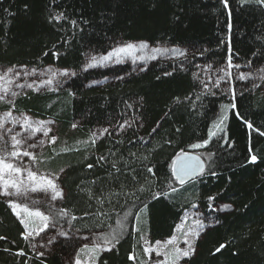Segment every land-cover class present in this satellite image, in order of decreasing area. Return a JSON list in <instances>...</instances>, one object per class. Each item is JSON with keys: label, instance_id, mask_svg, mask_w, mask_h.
Here are the masks:
<instances>
[{"label": "trees", "instance_id": "1", "mask_svg": "<svg viewBox=\"0 0 264 264\" xmlns=\"http://www.w3.org/2000/svg\"><path fill=\"white\" fill-rule=\"evenodd\" d=\"M61 12L67 19L49 22ZM117 40L189 47L194 50L191 64L222 63L231 57L264 65V56L253 55L264 50V6L256 0H227V6L223 0H0V66H53L79 73L88 51L102 52ZM191 64L181 69L178 63L157 60L135 72L118 67L111 71L114 78L99 86L88 81L110 72L80 73L62 93L29 91L15 100L16 112L56 123L57 141L46 147L42 159L46 169L60 177L64 199L58 209L83 217L73 221L74 228L65 223L63 229H79L75 232L102 245L104 235L123 232L112 251L97 253L94 264H139L140 236L152 242L171 237L192 204L213 223L197 239L187 264H264V136L256 131L264 132V90L237 88L234 101L216 92L202 101L193 95V107L187 97L202 89ZM233 102L235 109L230 107ZM225 104L223 132L199 149L203 155L192 151L205 162L203 177L186 191L152 201L136 222L140 232H131V217L125 220L124 213L132 200H150L151 192L166 190L172 159L209 139L213 118ZM125 121L131 127L117 134L118 122ZM100 127L112 134L105 133L92 145V131ZM250 154L258 156L256 163L247 162ZM101 156L106 163L97 162ZM151 165L154 178L145 171ZM209 165L217 175L208 174ZM225 205L229 207L221 210ZM24 230L0 197V236L6 238L0 240V264H66L78 243L61 240L37 257L31 242L22 237ZM20 250L26 256L15 254ZM130 253L135 261L128 259Z\"/></svg>", "mask_w": 264, "mask_h": 264}, {"label": "snow or ice", "instance_id": "2", "mask_svg": "<svg viewBox=\"0 0 264 264\" xmlns=\"http://www.w3.org/2000/svg\"><path fill=\"white\" fill-rule=\"evenodd\" d=\"M256 2L264 6V0H256ZM223 3L225 6H227V0H223ZM7 11V10H5ZM11 15V13H9ZM62 19H67L65 17L64 13L61 12L58 15H54L50 18L49 22L55 21L59 23ZM76 21L72 20L71 24L73 26H76ZM86 23V22H85ZM149 48V45L147 42H141L140 44H133L128 43L120 47H116L109 51L105 55L101 56H92L91 62L87 64V67L85 68V71L88 69L97 67V66H105L106 64L110 62L115 63H121L122 62V56L125 53H143L145 50ZM160 57H175L177 59L184 57L186 58V50H180L177 48H161L156 47L152 48L148 56L139 55V56H133V62H143L145 60H156L158 59V55ZM47 55V53H45ZM253 55H260L264 56V50H258L257 52H254ZM177 65L173 66V69L175 70V67ZM181 69L184 68L183 62H181L178 65ZM249 67L252 66V61H249L248 64ZM196 67H200L197 65ZM237 68L239 69L241 66L239 64L233 65L231 61V57H229L228 60V68ZM211 68V65L205 66L203 71L205 74L208 73L209 69ZM141 71L144 69L141 68ZM216 73H223L222 75H216L215 81L213 82V75L207 76V82L204 80H200V83L203 85V88L200 92V94H190L187 99L192 101L193 107H195V100H201L208 96V95H216L215 92H212L209 88V84H212L214 88L219 89L220 84L222 81L229 82L232 77L231 71H226L223 68L217 67L215 70ZM75 73H69L68 70H63L60 72H54L51 70V68L45 69L43 71L37 72L35 68L28 70L26 66H21V70H16V66L8 67L5 69H0V103H7L12 108H15V99L23 92L25 95H27L26 90H33L35 92H41L42 90H48V91H59L64 88L65 84L67 83V79H64L69 76H75ZM165 76L172 75V72H165ZM197 75V74H193ZM253 73H243L241 72L239 76L237 77L241 81L248 80ZM29 77H38L37 79H33L31 82H28ZM159 79V77H158ZM23 81V82H21ZM54 85V88H53ZM254 87H259V85H253ZM231 93L233 101L235 100V89L229 88L227 92H224L225 95ZM72 93H70L71 95ZM193 95L195 96V100L192 99ZM131 107V105H129ZM231 108L235 109L236 104L233 102L230 105ZM13 116L12 111L5 112L3 116V122H0V150H3L7 153L8 156L12 158L14 161H18L19 163H13V162H6V159L3 157H0V196H3L5 198L7 197H23L26 195V189H24L23 186V180L19 179V177L26 173V178L30 182L31 185V191L32 192H44V193H50V201H57L64 199V193L63 190L58 183L60 177L59 176H53L52 178H48L45 176H38L37 171L33 170L35 168V164L37 162V157L33 152H30L29 149H36L39 146H42L44 141L40 140L39 142L34 141V137L37 133H42L43 137H48L49 134L52 132V129L50 127H47L49 124H53L54 121H45V120H31L30 117L21 114L19 119H11ZM226 118V117H225ZM7 123H10L11 126L7 127L5 126ZM119 129L117 130V134H119L120 131H122L125 126L131 127V124H129L128 121H125L124 123H119ZM223 124V120L220 121V123L215 125L216 131H209L208 136L209 139H205L202 142L192 144L190 147L194 149H199L206 147L210 143V139L212 137L217 136L219 132H223V127L221 125ZM245 124L249 129L253 128V125L245 121ZM19 125V130L16 129V126ZM77 125L73 124L72 127L75 128ZM179 131V129H177ZM256 131L259 132V135L264 136V132H260L259 129H256ZM153 133L156 132V129L154 128L152 130ZM105 133L111 135L112 133L109 132L108 127H104L99 131V135L103 136ZM97 136L96 132L92 133L91 143L92 145H95L96 140L95 137ZM5 137H10L11 140V151L9 152V144L8 141L5 139ZM141 141H143V137L139 138ZM57 141V137L55 135L51 136L50 143L55 144ZM135 143V141H133ZM144 143H148L145 141ZM170 143V141L168 142ZM249 152H252V149H249ZM135 155V154H133ZM24 157H28L29 161H24ZM145 159H147L145 157ZM209 161H212V156L210 155L208 157ZM107 162V158L104 156H101L98 158L97 162ZM258 161V156L255 154H250L248 163H256ZM29 162H31V167L29 166ZM214 162V161H213ZM87 167L91 169L93 167L92 164H88ZM171 170V177L168 180L167 188L164 191H155L151 192L150 200H140L139 197H136L134 200H132V203L128 210L124 213L125 220H128L129 217H131V232H140V229L137 227L136 222L139 220V215L142 211H145L148 209L150 203L152 201L159 200L161 198L170 197L172 194H175L177 192H180L182 190H187L186 186L190 184H195L198 180H200L203 175L205 174L206 167L205 162L201 160L199 156H193L188 154L186 151H181L180 154L176 155L174 159H172L170 165ZM112 168L115 169L116 173H120L121 169L117 167L116 163L112 164ZM133 172H135V169H132ZM146 173L149 174L151 177H155L154 172V165L146 166L145 169ZM63 172V169L61 170ZM208 174L210 175H217V173L212 170L211 165L208 166L207 169ZM111 175V173H109ZM133 179L135 180L136 177L133 176ZM146 181L151 183V181L148 179V175L145 176ZM38 185V186H36ZM178 185V186H177ZM13 190V191H10ZM145 189L142 187L140 189L141 192H143ZM135 196V193L132 194ZM208 199L214 200L215 197H208ZM32 204H38L40 203L39 200H32ZM6 203L8 206L13 210L14 214L19 216V213L16 212V209L22 208L25 213H27L28 216H35L38 217L41 222V227H39V230H27L28 229V223L26 220L21 219L20 222L24 225L26 231L22 233V237L25 241L31 242V239H35V236H39L41 232H45V230L49 229V222L51 219V227L53 229L59 227L61 230L57 233L58 236L61 237H68L69 233L66 230H63V225L67 223L69 228H74L73 221H76L77 219H82L83 217H77L76 215H69V211L66 208H59L55 209V206H49L48 211L49 215H45L44 212L40 210L32 211L30 210L26 205H22L20 203H16L13 200H6ZM191 207L197 208L198 205L192 204ZM228 205L223 206L221 210H224L228 208ZM90 215L89 213H84V216ZM194 224L198 227H203V221L200 219H196L194 221ZM179 227V226H178ZM121 228L123 229V224L121 225ZM127 230V229H124ZM76 232H79V229L75 230ZM35 233V236H34ZM95 235V234H93ZM123 235V232H116L113 231L112 233H109L108 235L103 236V241L105 247H101L99 243H95L93 245L94 248H99L102 251H112L116 245L120 242V237ZM198 235V232L194 228H189L187 230L182 231V242L185 244L184 248H180L178 246V237L176 235H173L171 238H169L166 241H156L154 245H149V242L143 235L140 236V240H142L144 243L142 245L143 253L148 257V261L146 264H179V262L184 258H190L194 252L195 248L193 247V244L191 242V237ZM85 240H88V237H82ZM6 239L3 236H0V240ZM55 237H52L47 240V244H52L54 242ZM47 244H32V249L34 252H36L37 257H42L45 255V252L38 251L39 248H46ZM172 245L173 248L171 252H169L168 246ZM224 245H221L220 248L216 249V252H220L221 248H223ZM88 248V244L83 245V248L80 250ZM7 251V249H5ZM153 253L155 254L153 256ZM18 256H26V253L23 250L18 251L15 253ZM163 256V260L156 259L157 257ZM128 259L130 261H135L137 257L130 253L128 256ZM75 264H82L81 259L79 258V252L77 253V258L75 259ZM93 264H94V258H93ZM185 264H187V261L185 260Z\"/></svg>", "mask_w": 264, "mask_h": 264}, {"label": "rangeland", "instance_id": "3", "mask_svg": "<svg viewBox=\"0 0 264 264\" xmlns=\"http://www.w3.org/2000/svg\"><path fill=\"white\" fill-rule=\"evenodd\" d=\"M141 42L142 41H139V42H136V41L135 42L134 41L128 42V41H122V40L118 41L117 40V41L113 42L109 47H107V49H105L102 52L101 51H93V50L92 51H88L85 54L84 62H83V65H82L81 69L79 70V73H76V72H74V71H72L70 69H66V70H68L69 73H75L76 74L75 76L79 75L80 73L81 74L82 73L83 74L88 73V75H92V74H100V73L110 72V74H108L107 76L98 75V76H95V77H91V79L88 81L89 82L88 84H90V85L99 86V85L105 84V83L109 82L111 79H113L114 78L113 77L114 73H111V71L116 69V68H118V67L120 69L125 68L128 71L135 72V71H139L141 68H144L149 63L157 61V60L174 62V63H178V64L183 62L184 66H188V64H191V62H192V59H190V58L192 57V52L194 50L190 49L189 47H185V46H171V45L162 44V43H158V44H149L148 43L149 48L147 50H145L143 53H125V54H123L121 63L110 62V63L106 64L105 66H97V67H94V68H91V69H88L87 71H85V68L87 67V64L91 62V57L92 56L105 55L109 51H111L112 49H114L116 47H120V46H123V45L128 44V43H133V44H137L138 45ZM156 47H161V48H173L174 47V48H177V49H180V50H186V58L181 57V58L177 59V58L171 57V56H169V57H160L157 54L158 55V59H156V60L148 59V60H145L143 62H139V61L136 62V63L133 62V56L134 55L135 56H139V55L142 54L144 56H148L150 51H151V49L152 48H156ZM228 60H229V57L225 60V62H222V63H217V62H212V63L198 62V63H195V62H193L189 66V68L191 69L192 73L197 74V75H195V77H196L195 79L197 80V82H198L199 86L201 87V89L203 88V85L200 83V80H204L205 82H207V76L208 75H213L215 73V75H213V82H214L216 75H222L223 74V73H216L215 72L217 67L223 68L226 71H231V73H232L231 80L229 82H227V83L222 81L221 84H220V88L219 89L214 88L212 86V84H209V88L211 90H213L214 92H216L217 94H219V95H221V94L225 95L224 92H227L230 87L234 88L235 92H236L237 88H239V89L247 88V87L257 88V87L253 86L254 84L255 85H259V87H261L264 90V65H252L251 67H249L248 63H240V62H237V61H234L233 59H231L233 65L239 64L241 67L239 69L234 68V67L229 69L228 68ZM197 65H199L200 67L199 68L196 67ZM208 65H211V68L209 69L208 73L205 74L203 69H204L205 66H208ZM8 67H11V66H0V69H5L6 70ZM26 68L28 70H31V69L35 68L37 70V72L43 71V70L48 69V68H51V70L54 71V72H60V71L65 70L63 68H58V67H53V66L26 67ZM16 70H21V66H16ZM241 72H243V73L251 72V73H253V75L248 80L241 81V80H239L237 78ZM75 76H69V77L64 78V79H67V83L65 84L64 88L59 90V91H56V90H53V91L42 90L41 92H46L47 91V92H53V93H59V92L62 93V91L67 89V86H68L69 82ZM33 79H37V81H38V77H29L28 82H31ZM21 82H23V81H21ZM53 88H54V85H53ZM29 91H33V90H31V89L26 90V92H29ZM33 92H35V91H33ZM225 97H227L229 99L230 98L232 99L231 93L225 95ZM225 107H226V104L223 105L222 107H220V109L216 112V114H215V116L213 118L212 124H211L210 131H216L215 125L220 123L221 120H223V124L221 125V127L224 128V119H225V116H226ZM7 111H12V113H13V116L10 118V120L11 119H19L21 114H24V115L30 117L31 120L53 121V119H51V118L42 119V118H37V117L33 116L30 113L16 112L14 110V108H12L11 106L9 107V105L7 103H0V122H3V116H4L5 112H7ZM5 126L10 127L11 124L7 123ZM47 127H50L52 129V132L49 134L48 137H43L42 133H37L36 136L33 138L34 141H36V142H39L40 140H43L44 141L43 145L39 146L36 149H29V151L33 152L36 155V157H37V162H36L35 168L33 170L37 171L38 176H45V177H48V178H52L53 176H58V173L46 169L47 165L44 163L42 157L45 154L46 147L52 144V143H50L51 136L55 135L57 137V131H56L57 126H56V123L54 122L53 124L47 125ZM102 128H104V127L96 128V129H94L92 131V133L93 132L97 133V136L95 137V139H99L101 137V135H99V131ZM16 129L19 130V125L16 126ZM91 137H92V134H91ZM208 138H209V136H208ZM5 139L8 141V144H9L8 151L10 152L12 150L11 149L10 137H5ZM188 149H189V151H195L196 153H198L200 155H203L202 150H199L200 148L199 149H194L192 147H189ZM0 157L5 158L6 162H13L14 164L15 163H19L18 161L12 160V158L10 156H8L7 153L4 152L3 150H0ZM203 158L205 159L206 157L204 156ZM23 159H24V161H29L28 157H24ZM29 166L30 167L32 166L31 162H29ZM19 179L23 180V186L22 187L24 189H26V195L23 196V197H7V198H5L3 196H0L2 199H4L5 201L10 199V200H13L16 203H20L22 205H26L32 211L40 210V211L44 212L45 215H49V211H48L49 206H55V209H58L59 202H60L59 199L57 201L53 202V201H50V195H51L50 193L46 194V193L40 192V191H38V192H32L31 191V187L33 185H31L30 182L27 180L26 173L21 175L19 177ZM58 183H59V181H58ZM36 186H38V185H36ZM10 191H13V190L10 189ZM32 200H39L40 203L34 205L31 202ZM16 212L19 213V216H17L19 218V220L24 219V220L27 221V223H28V229L27 230L35 229V230L38 231L39 227L42 226L38 217L28 216L27 213H25L22 208L16 209ZM196 219H200V220L203 221V227H198L197 228V226L194 224V221ZM212 223H213V220L211 219V217H205L200 212V210L197 209V208L191 207L188 210H186L185 212H183L182 217L179 219V221L175 225L174 233H173V235H176L178 237V241H177L178 246L180 248H184L185 247V244L182 242V239H183L182 231L187 230L189 228H194L198 232V235L193 236L190 239H191V242L193 244V247L195 248V243H196L197 239L200 237L201 233L207 227H209ZM49 224H50L49 229L45 230V232H41L39 236H35V233H34L35 239H31V245L32 244H37V246H39V244H47V240L52 238V237H55L54 242L52 244H47L46 248H39L38 247V251H43V252L47 253V251L53 250L58 245L57 243L59 241H61V240H75L78 243L75 245L74 248H72L69 251L68 256L66 257V264H75V259L77 258V253L78 252H79V258L81 259L82 264H92V260L97 255V253L102 254L104 252H107V251H102L99 248H94L93 247V245L95 243H99V242H97L95 237L87 236V235H81V234L76 233L75 231H72V230H66L69 233L68 237H61V236L57 235V233L61 229L59 227L53 229L51 227V219H50ZM25 231H26V229L24 230V232ZM143 236L145 237V239L148 240L149 245H154L155 244L156 241L155 242L150 241L148 236L145 235V234H143ZM82 237H88L89 239L85 240ZM171 237H169V238H171ZM169 238L160 239V240H157V241L163 242V241L168 240ZM143 243L144 242L141 240V245H143ZM85 244H88V248L83 249L81 251L80 249L83 248V245H85ZM99 244L101 245V247H105V245H102L101 243H99ZM172 248H173V246L169 245L167 250L169 252H171ZM154 255L155 254L153 253V256ZM156 259L163 260L164 257L161 256V257H157ZM186 259L187 258L182 259L179 262V264H185V260ZM147 261H148V257L146 255H144V253H143V257H140L139 264H146Z\"/></svg>", "mask_w": 264, "mask_h": 264}, {"label": "water", "instance_id": "4", "mask_svg": "<svg viewBox=\"0 0 264 264\" xmlns=\"http://www.w3.org/2000/svg\"><path fill=\"white\" fill-rule=\"evenodd\" d=\"M188 154H190V155H193V156H199L198 154H196V153H194V152H187ZM200 157V156H199ZM201 158V157H200ZM201 160H203L202 158H201Z\"/></svg>", "mask_w": 264, "mask_h": 264}]
</instances>
